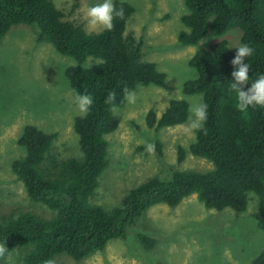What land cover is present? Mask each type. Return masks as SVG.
Segmentation results:
<instances>
[{
	"label": "trees",
	"instance_id": "trees-1",
	"mask_svg": "<svg viewBox=\"0 0 264 264\" xmlns=\"http://www.w3.org/2000/svg\"><path fill=\"white\" fill-rule=\"evenodd\" d=\"M114 4L117 9L123 8L124 16L114 19L113 30L87 33L64 20V13L52 0H0V41L14 26H35L38 42H49L61 55L75 60L76 65L65 70L75 94L93 97L89 113L75 117L73 123L81 159L59 160L50 154L57 134L32 125L24 126L17 141L26 153L11 163L13 173L30 199L55 212L51 219L29 212L0 215V243L11 252L23 250V264H41L59 254L77 262L88 259L103 251L109 241L124 238L127 229L151 207L162 204L173 208L191 196L207 209L245 212L248 195L253 193L264 218V108L249 109L246 117L234 108L235 93L229 90L233 68L229 62L236 49L229 48L226 39L195 52L188 65L196 70L197 77L183 86L184 94H198L208 104V120L204 129L196 132L189 153L211 162L212 169L174 171L167 181L149 179L131 189L111 210L94 204L98 179L109 163L106 136L118 128L110 106L104 103L107 95L115 92L120 108L126 102L124 87L133 91L138 84L166 86V74L143 60L142 39L126 34L135 9L127 2L114 0ZM184 6L188 13L181 16V22L188 31L178 36L181 46H195L208 33L223 37L239 28V46L247 44L254 49L245 61L251 66L249 82L264 74V0H184ZM89 57L99 62L83 66ZM188 117V101L175 99L160 117L149 110L146 125L175 127L185 124ZM156 145L159 149L160 144ZM184 156L185 151L179 149L178 162ZM138 239L146 249L154 246V239L142 235ZM251 264H264V250Z\"/></svg>",
	"mask_w": 264,
	"mask_h": 264
},
{
	"label": "rangeland",
	"instance_id": "rangeland-1",
	"mask_svg": "<svg viewBox=\"0 0 264 264\" xmlns=\"http://www.w3.org/2000/svg\"><path fill=\"white\" fill-rule=\"evenodd\" d=\"M52 1L64 13V20L81 26L87 33L100 32L89 31L84 20V10L100 0ZM118 1L135 9L127 22L126 34L142 39L143 60L154 63L158 71L166 74V86L138 84L133 90L136 103L130 105L126 101L118 108V128L106 136L108 167L98 179L93 200L105 210L118 207L131 189L149 179L167 181L174 171L212 169L211 162L189 153L196 132L187 134L181 125L148 128L146 116L152 109L160 117L171 100L185 99L189 108L199 102L200 95L183 92L186 81L197 77L189 60L197 50L209 49L222 39L235 49L242 36V31L235 28L223 37L208 33L195 46H181L178 36L188 31L181 22V16L188 13L184 0ZM38 33L35 26L20 24L0 41V215L29 212L51 219L55 212L30 199L11 169V163L26 153L17 143L23 128L32 125L57 134L50 154L59 160L81 159L83 154L73 130L74 119L80 116L73 103L76 94L65 77V70L76 62L61 55L49 42H38ZM89 58L83 66L99 62ZM146 143L155 145L153 153L145 151ZM179 149L185 151L182 162H178ZM248 200L245 212L207 209L196 196L173 208L155 205L127 229L124 238L109 241L103 251L88 259L77 262L65 254L53 259L56 264H251L264 250V218L259 214L257 197L250 193ZM138 235L154 239V246L143 247ZM25 255L16 249L0 264H23Z\"/></svg>",
	"mask_w": 264,
	"mask_h": 264
},
{
	"label": "clouds",
	"instance_id": "clouds-1",
	"mask_svg": "<svg viewBox=\"0 0 264 264\" xmlns=\"http://www.w3.org/2000/svg\"><path fill=\"white\" fill-rule=\"evenodd\" d=\"M123 8L117 9L114 0H100L84 10V20L86 28L89 31H112L114 28V19H123ZM235 55L230 60L233 68L231 72L232 80L229 83L230 92L235 93L234 108L243 114L248 115L249 109L256 110L264 108V74H260L254 81L249 82V71L251 66L245 61L253 55L254 49L247 44L235 47ZM92 58H89L91 61ZM250 85V86H248ZM246 89V90H245ZM123 98L128 104L136 103V95L129 88L122 89ZM116 93L110 92L104 103L109 105V111L114 117L118 116V106L116 104ZM73 103L80 116H86L93 105V97L89 94L77 93L73 98ZM190 115L188 122L181 125L187 134L194 135L195 132L204 129L208 120V104L203 102L194 103L189 108ZM145 151L149 154L155 151V145L145 144ZM11 251L8 250L5 243H0V260H6V256ZM41 264H56L52 258L44 259Z\"/></svg>",
	"mask_w": 264,
	"mask_h": 264
}]
</instances>
